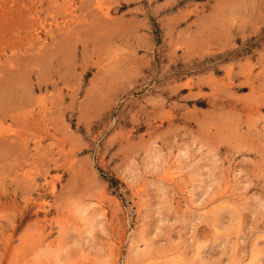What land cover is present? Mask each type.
Listing matches in <instances>:
<instances>
[{
    "label": "rangeland",
    "instance_id": "374dc122",
    "mask_svg": "<svg viewBox=\"0 0 264 264\" xmlns=\"http://www.w3.org/2000/svg\"><path fill=\"white\" fill-rule=\"evenodd\" d=\"M0 264H264V0H0Z\"/></svg>",
    "mask_w": 264,
    "mask_h": 264
}]
</instances>
